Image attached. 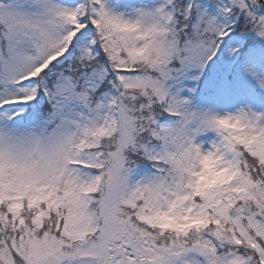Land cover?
Wrapping results in <instances>:
<instances>
[{"label":"snow or ice","instance_id":"6c2138e0","mask_svg":"<svg viewBox=\"0 0 264 264\" xmlns=\"http://www.w3.org/2000/svg\"><path fill=\"white\" fill-rule=\"evenodd\" d=\"M0 264H264V0H0Z\"/></svg>","mask_w":264,"mask_h":264}]
</instances>
